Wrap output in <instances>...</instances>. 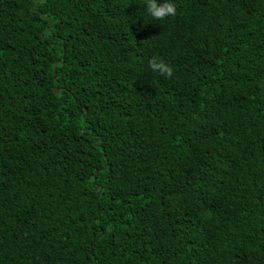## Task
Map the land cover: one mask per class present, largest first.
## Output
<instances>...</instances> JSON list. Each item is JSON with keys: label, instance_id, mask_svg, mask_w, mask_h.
<instances>
[{"label": "trees", "instance_id": "1", "mask_svg": "<svg viewBox=\"0 0 264 264\" xmlns=\"http://www.w3.org/2000/svg\"><path fill=\"white\" fill-rule=\"evenodd\" d=\"M173 2L0 0V264H264V0Z\"/></svg>", "mask_w": 264, "mask_h": 264}, {"label": "clouds", "instance_id": "2", "mask_svg": "<svg viewBox=\"0 0 264 264\" xmlns=\"http://www.w3.org/2000/svg\"><path fill=\"white\" fill-rule=\"evenodd\" d=\"M143 12L153 19L161 20L175 14L176 8L173 0H142ZM150 67L162 75H171L172 69L169 65L159 59H152Z\"/></svg>", "mask_w": 264, "mask_h": 264}]
</instances>
